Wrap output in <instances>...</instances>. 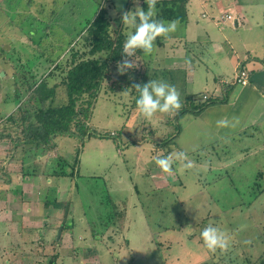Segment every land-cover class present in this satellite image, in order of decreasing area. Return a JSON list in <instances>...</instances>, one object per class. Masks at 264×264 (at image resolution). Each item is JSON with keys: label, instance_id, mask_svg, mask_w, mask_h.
<instances>
[{"label": "rangeland", "instance_id": "374dc122", "mask_svg": "<svg viewBox=\"0 0 264 264\" xmlns=\"http://www.w3.org/2000/svg\"><path fill=\"white\" fill-rule=\"evenodd\" d=\"M1 1L0 133H4V120L19 106L16 97L28 96L25 71L40 78L57 59L65 61L66 69L69 42L101 5L115 17L128 1L135 11L143 0H20L18 5ZM212 1L201 5L200 0H190L188 21L180 22L168 40H195L201 30L223 40L224 31L232 42L247 43L255 55L263 56L264 0H257L251 13L258 16L256 21L249 18L238 27L231 21L218 25ZM166 43L155 41L152 54L133 59L137 68L144 70L145 61L156 66V56L185 50L173 52L169 45L166 50ZM222 43L226 47L227 41ZM192 50L188 59L197 83L190 90L202 92L206 78L215 83V60L203 46ZM177 58L170 54L158 67ZM63 69L48 79L50 85L60 82ZM13 70L23 74L17 73V78ZM117 75L114 72L103 82L94 103L88 121L96 131L92 137L81 141L79 136L57 135L52 141L56 148L38 157L26 150L29 145L14 149V143L0 140V264H45L55 255L57 264H259L264 258V131L254 138L217 141L188 118L193 114H187L181 120L182 132L172 142L176 113L144 118L133 106L130 91L109 89ZM13 131L16 137L21 134L20 128ZM176 152L186 153L193 166L174 164L170 176L154 158ZM59 156L67 158L73 175L46 173ZM29 170L32 173L26 174ZM55 201L62 207H54ZM6 211L13 213L5 216ZM63 220L67 227L73 225L65 234L58 230ZM203 224L231 235L226 253L212 254L204 247L197 233Z\"/></svg>", "mask_w": 264, "mask_h": 264}, {"label": "trees", "instance_id": "16d2710c", "mask_svg": "<svg viewBox=\"0 0 264 264\" xmlns=\"http://www.w3.org/2000/svg\"><path fill=\"white\" fill-rule=\"evenodd\" d=\"M5 1L8 5L12 3L18 5L21 2L20 0ZM131 4V1H128L124 11L131 12ZM189 4L190 0H158V15L156 18L166 21L179 19L180 22H187L189 19ZM140 5L141 8L147 9L146 0H143ZM1 6L2 1L0 0ZM121 17L122 14L115 17L110 16L108 7L101 5L100 10L92 19L87 20L77 37L69 42L70 58L66 62V69H63L62 65L65 61L62 62L61 59L60 61L57 59L52 60L51 66L45 73L41 74L40 78L33 71H25L23 81L28 96L25 98L16 97L19 106L4 120L5 124L2 130H5V132L0 133V140L14 143V149L15 146L20 144L23 146L29 145L26 150L30 151L34 157H38L56 148L52 145V141L57 135L79 136L81 141H84L96 133V131H92L93 126L88 123L94 103L102 90L103 82L112 77L114 72L118 73L117 62L123 59V44L128 32L132 31V29L123 25ZM163 41V37H158L156 40L158 44H163ZM2 51L4 52V50ZM144 56L145 54L142 51L137 50L135 56L130 59H139ZM143 67L144 70L142 71L140 67H138L139 69L136 67L129 69L123 75L118 73L116 80L109 84V89L112 91H130L134 96L133 106L137 107L136 100L139 93L133 89L134 84L142 85L150 80H158L175 86L180 94L183 107L175 115L177 124L175 125V132L170 137L172 142L182 131L180 120L183 116L187 114L199 115L211 106L226 104L230 101V90H226L222 94L190 93L188 91L186 67L175 68L172 65L158 67L157 64L156 66L149 65L147 61L143 62ZM62 69L66 72L60 82L50 85L48 79L55 76V71ZM13 71L15 76H17V73L23 74L18 70ZM17 92L19 93L21 90L17 89ZM14 128H20L21 134L17 137L15 131H13ZM246 135L248 133L244 129L228 135L225 139ZM161 144H166V142L164 141ZM56 162L57 165H52L46 171L48 175L55 177L73 175V172L68 171L70 163L65 156H59ZM25 173L29 174L32 171L29 170ZM62 205L59 201H55L53 204L57 208L62 207ZM64 222L63 220L58 226L59 232H62L61 234L69 232L73 226L71 224V227H67L66 222ZM42 234L40 233L41 243L44 239ZM61 234L59 238L55 237L56 242L61 239ZM55 258L56 255L45 264H57ZM259 264H264V258H260Z\"/></svg>", "mask_w": 264, "mask_h": 264}, {"label": "crops", "instance_id": "0c3cea01", "mask_svg": "<svg viewBox=\"0 0 264 264\" xmlns=\"http://www.w3.org/2000/svg\"><path fill=\"white\" fill-rule=\"evenodd\" d=\"M256 1L257 0H213L212 8L216 13V20H218V17L223 13H231L233 18L226 20L225 24L231 21L238 27L240 24L243 25L244 21H249V18L256 21L255 18L258 16H251ZM205 2L206 0H200L201 5H204ZM203 17H208V14L203 13ZM234 19L238 20L239 23H234ZM249 29V31L254 30L251 28ZM221 32L223 40L213 39L208 32L202 30L199 33L197 32V38L191 41L181 37H173L172 40H167L165 46L162 45L161 47L164 46L163 48L167 50V45H169L171 48L170 51L173 52L179 47H183L185 50L181 54L166 52L163 56L158 55L156 56L155 64L158 65L160 61H164L170 54L173 56L178 55V58L171 65L175 68L186 67L188 91L190 93L222 94V92L230 90L231 96L228 103L211 106L199 115L188 117L192 119L195 124L198 123L209 130L214 140L218 141L222 139L221 141H224L225 137L228 135H232L244 129L248 133L246 136L254 138L264 131V50L262 52L263 56H257L252 46L244 42L240 44L232 42L224 31ZM223 41H227L226 47H224ZM172 43L173 47L170 46ZM237 45H240L241 50L238 49ZM195 46H203L204 49H206L204 51L205 54H213L216 66V72L213 78L215 83H213V81L210 82L208 78H206V81L203 83L204 86H202L205 87V90L202 92H192V90H190L191 85L196 87L197 83L195 80V73L191 72L193 61H191V56H189V51L192 52ZM188 57L190 58L188 59ZM224 63H227L228 67L224 66ZM243 67L250 72V82L247 85H239L235 82L238 70ZM230 74L233 76H230ZM185 116H183L181 120H183ZM221 119H227L230 124L234 126L218 127L217 121ZM181 120L180 123L182 124ZM179 135L180 134H178V136ZM1 145L2 143L0 142V149L2 148ZM159 186L163 185L160 183ZM2 202L5 203L7 201L4 200ZM10 213L13 212L6 211L5 216Z\"/></svg>", "mask_w": 264, "mask_h": 264}, {"label": "clouds", "instance_id": "9594fccd", "mask_svg": "<svg viewBox=\"0 0 264 264\" xmlns=\"http://www.w3.org/2000/svg\"><path fill=\"white\" fill-rule=\"evenodd\" d=\"M158 0H146L147 9L137 7L135 11H124L122 22L132 31H129L123 44V59L117 62L118 73L123 75L129 69H134L137 65L130 58L135 56L137 50L145 55H150L156 47L155 41L159 37L165 40L171 38L180 25L179 19L163 20L157 19ZM122 8V6H120ZM187 62V61H186ZM133 89L139 93L136 100L138 112L146 119H152L156 114L179 113L183 105L180 94L175 86L164 81L150 80L145 84H134ZM218 127L234 126L227 119L217 121ZM156 166L165 174H173V165L179 164L184 169L193 166L192 161L184 152H176L164 157H155ZM199 236L202 238L204 247L212 254L217 251L226 253L231 246L232 237L219 227L207 224Z\"/></svg>", "mask_w": 264, "mask_h": 264}, {"label": "built area", "instance_id": "2783aa9c", "mask_svg": "<svg viewBox=\"0 0 264 264\" xmlns=\"http://www.w3.org/2000/svg\"><path fill=\"white\" fill-rule=\"evenodd\" d=\"M233 18L231 13H223L218 17V24H225L226 20ZM235 20V19H234ZM239 23L238 20H235L234 23ZM235 82L239 85H247L250 82V72L249 70L245 68H241L238 70L236 77H235Z\"/></svg>", "mask_w": 264, "mask_h": 264}, {"label": "water", "instance_id": "95a60500", "mask_svg": "<svg viewBox=\"0 0 264 264\" xmlns=\"http://www.w3.org/2000/svg\"><path fill=\"white\" fill-rule=\"evenodd\" d=\"M205 224L202 225V227L197 231V233L200 234L201 230L204 228Z\"/></svg>", "mask_w": 264, "mask_h": 264}, {"label": "flooded vegetation", "instance_id": "af4514ba", "mask_svg": "<svg viewBox=\"0 0 264 264\" xmlns=\"http://www.w3.org/2000/svg\"><path fill=\"white\" fill-rule=\"evenodd\" d=\"M84 262H82V264H83Z\"/></svg>", "mask_w": 264, "mask_h": 264}]
</instances>
